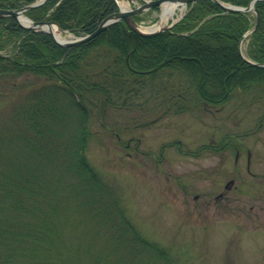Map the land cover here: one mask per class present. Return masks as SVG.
I'll return each mask as SVG.
<instances>
[{"label": "trees", "instance_id": "1", "mask_svg": "<svg viewBox=\"0 0 264 264\" xmlns=\"http://www.w3.org/2000/svg\"><path fill=\"white\" fill-rule=\"evenodd\" d=\"M33 1L0 0V8ZM222 1L246 6L251 0ZM254 6L259 19L253 30V12L227 11L214 0H195L169 28L152 35L115 21L70 45L59 44L46 31L23 27L12 16H0V49L10 48L0 52L1 78L29 73L38 79V86L27 90L10 115L5 133L0 132V162L11 165L6 182L0 181L9 211L5 217L12 218L6 222L0 217V251H5L6 264H82L88 255L98 264H131L150 248L151 257L170 264L166 251L141 235L89 162L91 125L98 122L111 129L106 119L111 109H162L153 118L158 119L170 112L220 109L236 95H249L253 102L264 99V67L256 64L264 63V0H255ZM117 9L116 0H46L25 14L83 35ZM249 30L245 56L254 63L238 51ZM66 111L74 112V126L61 121ZM14 161L20 165H12ZM57 163L75 184L49 187L45 173ZM80 191L86 195L76 208L90 213L85 215L90 232L83 237L91 240L68 247L57 210ZM96 240L105 253L93 251Z\"/></svg>", "mask_w": 264, "mask_h": 264}, {"label": "rangeland", "instance_id": "2", "mask_svg": "<svg viewBox=\"0 0 264 264\" xmlns=\"http://www.w3.org/2000/svg\"><path fill=\"white\" fill-rule=\"evenodd\" d=\"M128 3L135 7L140 2ZM185 9L186 6L182 10L178 6L171 17L160 22L161 4L140 12L135 21L140 27L156 23L162 27ZM64 35L66 39L74 37L67 31ZM246 43L244 38V51ZM37 81L29 73L0 76L1 133H5V125L23 95L38 86ZM60 103L65 106L66 100L61 99ZM263 103L264 99L253 102L249 95H236L220 109L170 112L158 119L153 118L162 109L143 111L144 108L132 106L108 111L106 119L111 129L102 128L98 122L91 125L86 150L89 162L112 188L114 194L111 193L118 196L119 206L141 235L166 251L170 264H264V120L260 121ZM75 120L72 111L61 121L71 127ZM16 164L19 163L14 161L12 165ZM10 166L0 162L1 182H6ZM18 169L13 171L17 173ZM63 173L65 170L58 163L45 173L52 190L72 181L69 173ZM230 179L233 183L226 190ZM0 190L3 219L9 211L3 187ZM220 192L225 196L216 199ZM84 195L81 191L78 197L70 194L74 199L71 197L68 206L57 210L68 247L74 241L84 240L87 245L91 240L83 237L90 232L85 221V215L90 217V213L76 208ZM96 241L93 251L105 253ZM149 250L141 251L140 259L131 264H162L151 257L152 249ZM4 256L3 249L0 264H6ZM91 260L88 255L82 264H98Z\"/></svg>", "mask_w": 264, "mask_h": 264}, {"label": "water", "instance_id": "3", "mask_svg": "<svg viewBox=\"0 0 264 264\" xmlns=\"http://www.w3.org/2000/svg\"><path fill=\"white\" fill-rule=\"evenodd\" d=\"M44 1H46V0H35L34 2L29 3V4L25 5V6L20 7V8H0V16L10 15V16H13L14 18H16L19 21V18H18L19 14H23L26 9L34 7V6H37V5H40ZM165 1H167V0H146L142 4H139L138 6H136L135 8H129V9H125V10L119 8V10H117L114 13L110 14L106 18H102L101 21L99 22L97 28L92 33L86 34V35H84L82 37H79V38H76V39H64L62 41L61 40H57L53 36L51 31H49L48 29L43 28V26L46 23H51L52 21H45V20H36L35 21V20H31L28 17V19L30 20V24L25 25V24H22L20 21H19V23L23 27L32 28V29H36V30L43 29V30L48 31L53 36V38L57 42L62 44V45H70V44H75V43H79V42L88 40V39L92 38L96 33H98L101 29L105 28L107 24L115 22L116 20H118L120 18H122L132 30H134V31H136V32H138L140 34H143V35H152V34L156 33L159 30H163V29L169 28V26H171V24L164 25L161 28L156 29V30L142 31L139 28L138 24L131 18V14L139 13V12L145 10V9L151 8L153 6L160 5L161 3L165 2ZM179 1L187 3V2L194 1V0H179ZM214 1L217 2L218 4H220V6L222 8H224L225 10H228V11H234L235 10V11L247 12V11L253 10L255 12L254 27L257 25V22H258V19H259V12H258L257 8L253 5L254 0H252L247 6L233 5V4H230V3H225V2H223L221 0H214ZM243 58L248 60L244 56H243ZM257 64L264 66V63H257Z\"/></svg>", "mask_w": 264, "mask_h": 264}, {"label": "bare ground", "instance_id": "4", "mask_svg": "<svg viewBox=\"0 0 264 264\" xmlns=\"http://www.w3.org/2000/svg\"><path fill=\"white\" fill-rule=\"evenodd\" d=\"M146 1V0H143V2ZM119 6L121 9L125 10V9H129L130 8V5L128 3V0H117ZM27 5V4H26ZM38 6V5H37ZM179 6V9L182 10L185 6V4L179 0H167L165 2L162 3V10H161V15H160V19L161 21L160 22H163L165 21L168 17H171L173 15V13L175 12V9ZM235 11V10H234ZM115 11L113 12H110L108 14H106L105 16L101 17L99 22L101 21L102 18H106L107 16H109L110 14L114 13ZM138 16V13H135V14H131V18L132 19H135L136 17ZM18 18H19V21L22 23V24H25V25H28L30 24V20L28 19V17H26L24 14H19L18 15ZM45 21H52L51 23H46L43 28L45 29H48L49 31L52 32L53 36L57 39V40H64L66 39L65 35H64V32H70L69 30L67 29H64L62 27H60L59 25H57L56 22H54L53 20H45ZM117 21H122L124 22V24L129 27L127 25V23L122 19H118L116 20ZM98 22V24H99ZM113 23V22H112ZM112 23H109L106 25L105 28L101 29L99 32H101L102 30L106 29L109 25H111ZM98 26V25H97ZM97 28V27H96ZM95 28V29H96ZM130 28V27H129ZM161 28V25L160 23H156V24H152V25H149V26H143V27H140V29H142L143 31H151V30H156V29H159ZM94 29V30H95ZM131 29V28H130ZM254 27L251 29L253 30ZM39 30H43V29H39ZM93 30V31H94ZM165 30V29H163ZM45 31V30H43ZM92 31V32H93ZM161 31V30H159ZM158 31V32H159ZM90 32V33H92ZM98 32V33H99ZM71 33V32H70ZM98 33H96L95 35H97ZM89 34V33H87ZM94 35V36H95ZM59 43V42H58ZM238 51H239V54L241 57L244 56L245 54V51L241 49V46L238 44ZM244 59V58H243ZM246 60V59H245ZM259 66H262V65H259ZM264 67V66H262Z\"/></svg>", "mask_w": 264, "mask_h": 264}, {"label": "flooded vegetation", "instance_id": "5", "mask_svg": "<svg viewBox=\"0 0 264 264\" xmlns=\"http://www.w3.org/2000/svg\"><path fill=\"white\" fill-rule=\"evenodd\" d=\"M227 104H229V103H227ZM233 183V182H232ZM225 189L226 190H230V185H225ZM225 193H226V191H225ZM225 193L224 192H220V193H218L216 196H215V198L216 199H220V198H223L224 196H225Z\"/></svg>", "mask_w": 264, "mask_h": 264}]
</instances>
